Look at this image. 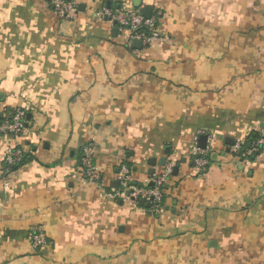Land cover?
<instances>
[{"label":"crops","instance_id":"crops-1","mask_svg":"<svg viewBox=\"0 0 264 264\" xmlns=\"http://www.w3.org/2000/svg\"><path fill=\"white\" fill-rule=\"evenodd\" d=\"M71 1L68 21L46 0H0V123L25 115L0 133V264H264V152H231L264 128L262 0ZM119 7L149 10L161 37L128 46L92 17ZM88 144L98 185L78 178ZM9 147L27 159L4 172ZM152 159L177 168L164 211L115 200L121 168L143 183Z\"/></svg>","mask_w":264,"mask_h":264},{"label":"built area","instance_id":"built-area-1","mask_svg":"<svg viewBox=\"0 0 264 264\" xmlns=\"http://www.w3.org/2000/svg\"><path fill=\"white\" fill-rule=\"evenodd\" d=\"M53 13L60 20H72L77 13V6L71 0H46ZM264 3V0H262ZM92 17L96 21L106 23L118 32L124 34L126 44L139 41L144 47H149L153 42L161 37L158 22L154 18H145L140 10H127L123 7L116 9H102L94 11ZM24 112L16 111L10 121L0 123V133L5 135L17 136L24 131L25 121ZM260 137L252 143L243 153H239L241 143L236 141L231 152L240 160L245 162L252 154L264 147V128L258 131ZM195 170L198 174H202L208 166L207 156L211 155L209 148L204 150L196 145V139L191 149ZM92 145H86L81 154L78 166V178L80 182L90 185H98L99 177L92 166ZM24 153L22 150L9 147L4 152L3 161L5 171L17 166L22 162ZM174 162L165 163L163 167H154L152 174L143 183H133L131 180L132 170L127 166H123L117 176L119 190L112 197L115 200L128 203L133 209L141 208L140 201L143 205H147L151 212L160 213L164 208H160L159 204L163 198V191L168 179L172 174ZM101 192L102 189H100ZM29 240L34 252H39L48 244L47 239L40 229H34L29 235Z\"/></svg>","mask_w":264,"mask_h":264},{"label":"trees","instance_id":"trees-1","mask_svg":"<svg viewBox=\"0 0 264 264\" xmlns=\"http://www.w3.org/2000/svg\"><path fill=\"white\" fill-rule=\"evenodd\" d=\"M260 137L259 133L256 132V133H253L251 134L247 140L245 141V143H242L241 146H240V151L239 153H243L247 148H249L253 142H255L256 140H258ZM264 152V147L262 148H259L258 151H256L254 154H252V156H250L246 161H252L254 158H256L259 154L263 153ZM27 157L25 156L22 160V163L24 161H26ZM207 159H208V165L210 164V161H211V155H208L207 156ZM128 168H130V163H127L126 165ZM15 169V167L11 168L10 170H13ZM164 200H165V196H164V191H163V198H162V201L161 203L159 204V207L160 208H164ZM148 211H150V208L148 207L147 208ZM154 213V212H153Z\"/></svg>","mask_w":264,"mask_h":264},{"label":"water","instance_id":"water-1","mask_svg":"<svg viewBox=\"0 0 264 264\" xmlns=\"http://www.w3.org/2000/svg\"><path fill=\"white\" fill-rule=\"evenodd\" d=\"M142 15L145 17V18H150V11L147 10V9H142ZM116 29L113 30L112 34L115 35L116 34ZM135 44H138V45H141V43L139 41H134ZM206 141H207V138L205 136H202L200 137L199 141H198V147L200 149H205L206 148ZM166 163V159H161V161L158 163V166L160 167H163ZM148 164L151 166V168H153L155 165H156V161L154 159L150 160L148 162ZM152 169H150L148 171V174L151 175L152 174ZM177 174V168H174L173 169V175H176ZM144 202L143 201H140V206L143 207L144 205ZM148 207V206H147Z\"/></svg>","mask_w":264,"mask_h":264}]
</instances>
